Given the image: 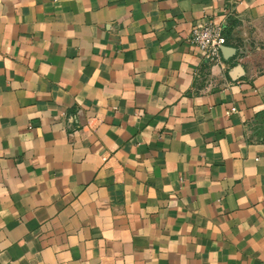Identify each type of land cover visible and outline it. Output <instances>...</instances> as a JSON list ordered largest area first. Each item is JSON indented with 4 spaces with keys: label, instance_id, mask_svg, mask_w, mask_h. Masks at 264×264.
<instances>
[{
    "label": "crops",
    "instance_id": "crops-1",
    "mask_svg": "<svg viewBox=\"0 0 264 264\" xmlns=\"http://www.w3.org/2000/svg\"><path fill=\"white\" fill-rule=\"evenodd\" d=\"M0 264H264V0H0Z\"/></svg>",
    "mask_w": 264,
    "mask_h": 264
},
{
    "label": "built area",
    "instance_id": "built-area-1",
    "mask_svg": "<svg viewBox=\"0 0 264 264\" xmlns=\"http://www.w3.org/2000/svg\"><path fill=\"white\" fill-rule=\"evenodd\" d=\"M189 41L202 51L209 63L220 62V51L227 41L225 22L212 17H204L191 27Z\"/></svg>",
    "mask_w": 264,
    "mask_h": 264
},
{
    "label": "rangeland",
    "instance_id": "rangeland-1",
    "mask_svg": "<svg viewBox=\"0 0 264 264\" xmlns=\"http://www.w3.org/2000/svg\"><path fill=\"white\" fill-rule=\"evenodd\" d=\"M249 51H251V50L248 49V52H249ZM251 52H252V51H251Z\"/></svg>",
    "mask_w": 264,
    "mask_h": 264
},
{
    "label": "water",
    "instance_id": "water-1",
    "mask_svg": "<svg viewBox=\"0 0 264 264\" xmlns=\"http://www.w3.org/2000/svg\"><path fill=\"white\" fill-rule=\"evenodd\" d=\"M223 48V47H222ZM221 49V48H220Z\"/></svg>",
    "mask_w": 264,
    "mask_h": 264
}]
</instances>
